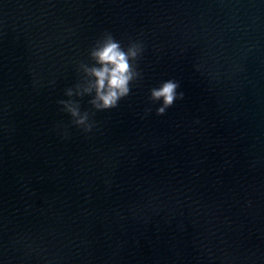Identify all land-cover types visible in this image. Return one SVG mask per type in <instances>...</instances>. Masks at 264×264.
Returning a JSON list of instances; mask_svg holds the SVG:
<instances>
[{"label":"water","instance_id":"obj_1","mask_svg":"<svg viewBox=\"0 0 264 264\" xmlns=\"http://www.w3.org/2000/svg\"><path fill=\"white\" fill-rule=\"evenodd\" d=\"M105 34L143 51L97 111L83 66ZM167 79L183 98L157 115ZM30 264H264V0H73Z\"/></svg>","mask_w":264,"mask_h":264},{"label":"clouds","instance_id":"obj_2","mask_svg":"<svg viewBox=\"0 0 264 264\" xmlns=\"http://www.w3.org/2000/svg\"><path fill=\"white\" fill-rule=\"evenodd\" d=\"M142 51L143 47L139 43L125 47L111 34H105L95 43L89 51L92 66H83L84 75L88 78L83 93L93 94L90 103L94 109L105 111L115 108L129 94L130 85L139 76L134 61ZM178 87L177 81L167 79L150 89L149 99L159 102L157 115H163L175 101L183 98V93L177 92ZM65 94L71 96L72 89H68ZM76 94H81L79 88ZM58 103L73 117L77 127L83 126L84 132L91 130L92 125L87 123V113L81 114L70 102L60 100Z\"/></svg>","mask_w":264,"mask_h":264}]
</instances>
